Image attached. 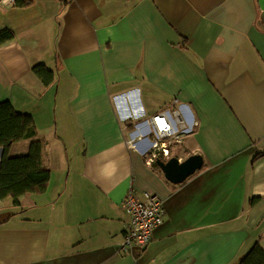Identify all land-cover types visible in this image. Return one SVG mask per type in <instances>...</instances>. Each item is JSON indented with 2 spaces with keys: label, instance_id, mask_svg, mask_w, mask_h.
<instances>
[{
  "label": "crops",
  "instance_id": "1",
  "mask_svg": "<svg viewBox=\"0 0 264 264\" xmlns=\"http://www.w3.org/2000/svg\"><path fill=\"white\" fill-rule=\"evenodd\" d=\"M7 29L0 102L37 128L9 154L43 142L51 178L19 206L0 200V264H239L264 249V0H29L0 6ZM181 104L199 126L172 157L204 167L174 185L146 164L136 125ZM131 186L166 216L124 254Z\"/></svg>",
  "mask_w": 264,
  "mask_h": 264
},
{
  "label": "trees",
  "instance_id": "2",
  "mask_svg": "<svg viewBox=\"0 0 264 264\" xmlns=\"http://www.w3.org/2000/svg\"><path fill=\"white\" fill-rule=\"evenodd\" d=\"M29 0H16L17 6H25ZM15 34L11 30L0 32V44L12 41ZM35 74L45 87L55 82V74L45 65L34 67ZM37 136L34 118L18 112L10 101L0 102V149L3 156L0 162V200L11 198L15 206L26 195L46 190L51 178V170L43 166L44 143L34 141L27 154L11 156L13 145ZM264 153L257 154L263 158ZM254 202V200H253ZM239 264H264V249L258 241Z\"/></svg>",
  "mask_w": 264,
  "mask_h": 264
},
{
  "label": "built area",
  "instance_id": "3",
  "mask_svg": "<svg viewBox=\"0 0 264 264\" xmlns=\"http://www.w3.org/2000/svg\"><path fill=\"white\" fill-rule=\"evenodd\" d=\"M14 5L16 0H0V6ZM178 103V100L174 101V105ZM146 124L149 130L146 129ZM198 126V122L191 117L188 106L182 104L174 111L164 110L150 120L136 125L139 132L146 129L141 133L139 143H145V141L150 143V147H141L146 164L153 167L158 159H170L172 146L175 143H181L184 136L192 133ZM123 207L130 220L120 245L121 251L129 254L134 247L141 250L147 249L155 230L165 222L166 211L163 201L150 193L139 195L131 186Z\"/></svg>",
  "mask_w": 264,
  "mask_h": 264
},
{
  "label": "water",
  "instance_id": "4",
  "mask_svg": "<svg viewBox=\"0 0 264 264\" xmlns=\"http://www.w3.org/2000/svg\"><path fill=\"white\" fill-rule=\"evenodd\" d=\"M156 165L170 183L179 185L204 167V159L201 155H193L180 163L178 158L171 157L168 160L158 159Z\"/></svg>",
  "mask_w": 264,
  "mask_h": 264
},
{
  "label": "rangeland",
  "instance_id": "5",
  "mask_svg": "<svg viewBox=\"0 0 264 264\" xmlns=\"http://www.w3.org/2000/svg\"><path fill=\"white\" fill-rule=\"evenodd\" d=\"M81 147L80 146H76V147H73V146H70L68 148V162L70 161L71 163V167H74V163H75V157L78 155V153H80L81 151Z\"/></svg>",
  "mask_w": 264,
  "mask_h": 264
}]
</instances>
